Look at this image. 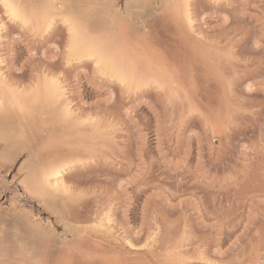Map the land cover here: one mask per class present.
<instances>
[{"label":"rangeland","instance_id":"1","mask_svg":"<svg viewBox=\"0 0 264 264\" xmlns=\"http://www.w3.org/2000/svg\"><path fill=\"white\" fill-rule=\"evenodd\" d=\"M97 5L81 31L101 63L71 58L66 14L41 34L0 3L4 81L59 84L31 103L35 158L0 145V264H264V0H114L101 21ZM63 157L39 202L27 166Z\"/></svg>","mask_w":264,"mask_h":264},{"label":"bare ground","instance_id":"2","mask_svg":"<svg viewBox=\"0 0 264 264\" xmlns=\"http://www.w3.org/2000/svg\"><path fill=\"white\" fill-rule=\"evenodd\" d=\"M212 1H217V0H212ZM113 2H114V0L113 1L112 0H0V3L4 7L5 12L8 14V17L11 21H13V22L16 21V22H18L22 25H25V26L27 24V26H28L30 21L35 20L36 25L39 28L38 30H40L41 34L46 33L48 30H51L50 28L53 25L54 17H58L59 15H61L63 17L66 14L65 16L67 17L69 14H71V15H75V16L80 17L83 22H85V21L89 22L91 20V19H89L90 18L89 16H91V18H93V16L95 15V13L93 14V16L91 15V13H93L94 11H93V9H91V11H93V12L90 13V9H89L90 5L99 4V6L101 7L100 12L102 10L104 11V13H103V11L101 13H99L98 10L96 12V13H98L97 17H99L101 15L103 16V17L98 18V20L101 21L100 18L103 19L104 17H109V16H107V14H109L108 12L112 7ZM57 5H60V7H58L59 10L56 9ZM34 7H41V9L44 7L47 10L46 9L44 10V8H43V10L40 9V11L38 12V18H37V17H34L35 14L32 11V9H35ZM61 8H65V11H64V9H61ZM91 8H92V6H91ZM38 9H36V10H38ZM60 9L63 10L64 12L61 11ZM96 9L97 8L94 6V10H96ZM49 10H52V11H50L52 13H50ZM47 11H48V13H47ZM56 11H61V12L56 13ZM41 12H42V14H41ZM63 13H64V15H63ZM39 14H41V15H39ZM113 15H114V13H113ZM115 15H114V17H115ZM130 15H132V14H130ZM66 17H64V18L66 19ZM65 19H63L62 23L65 22ZM93 20H95V19H93ZM104 20H108V19L105 18ZM96 22H98V21L96 20ZM88 24L89 23H87V25ZM102 24H104V23H102ZM111 24H113V23H111ZM107 26H109V24ZM104 27H105V25H104ZM84 28L85 27H83V29ZM86 29H87V27H86ZM0 30H1V26H0ZM84 32H85V30H84ZM84 32L82 33V31H81L78 35H76V34L72 35V38H71L72 48L70 49L71 54H69V55L72 56L71 57L72 59H75V58L78 59L79 58L78 60H81L80 58L84 57V56L90 57V56L96 55V59L98 58L97 63L98 62L99 63L104 62L106 60L105 59L106 56H108L107 53L103 52L105 50H103L102 46H104V48H105V44L103 45V43L102 44L100 43L101 46L100 45H98V46H100V48L101 47L102 48L96 50L97 46L94 47V45H92V39L91 38H89V40L91 39L90 40L91 42L88 41V39L84 36ZM86 36H87V34H86ZM109 42L106 43V46L113 45L112 40L110 43ZM107 44H110V45H107ZM92 46L95 48L96 52H92V51H95L92 49L93 48ZM90 48L92 50H90ZM107 59H108V57H107ZM105 63L106 64H103L104 66H102V67L106 69L105 70L106 72L109 71L108 72L109 74H110V72L111 73L113 72V74L115 73L114 75L112 74V76H115L116 78L118 77V74L121 75V73H119L118 71L116 72V67H117L116 65H115L116 66L115 67V66H111L112 63H110L111 65L109 63L107 64V62H105ZM117 65H118V63H117ZM118 66H120V64ZM117 70H119V69H117ZM121 70H123V69H121ZM116 74H117V76H116ZM126 77L123 78V76H122L120 78L121 81L123 78L124 79L123 81L126 80V83L131 84V82L130 83L128 82V80H130L131 78L129 79L128 77L127 78ZM4 80H5V78H3L2 73L0 72V145L4 146V148H5V152H4L5 154L3 153V155H2L3 159H5L6 161L11 160V162L9 161L11 164L13 159H15L21 152H27L28 155L31 157V159L35 158V154L32 152V149L30 150V148H29L30 146H28L26 144L27 140L30 139V137H29V139H27V137H28L27 132H29V131L31 132L34 127H38L39 125H42V124H39L38 126H36L37 123H35V120H34L35 118L32 116V113L30 112V110L32 109L31 103H34V102L36 103L37 100L39 99L41 93H43V95L45 96V98L47 100H50L52 97L55 100L54 96H56L55 94L58 91V88H59L58 85L59 84H55L54 79L49 80V81L43 79L44 82H43L42 87H43L44 92H41L42 88H40V87L39 88L41 91H38V88H37L36 92L35 91L33 92V90L35 88L34 89L32 88L33 89L32 90L33 93H31L32 98L30 96H28L30 98H27L26 94H29V91H26V92H25V90L19 91L16 87H12L11 86L12 84L11 85L7 84L9 81H7V83H6V81H4ZM59 95L61 97V94H59ZM46 99H44V100L46 101ZM38 105H39V103H38ZM44 106H46V104ZM49 106H51V104ZM41 107H42V105H41ZM44 109L46 111V108H44ZM48 109H49V107H48ZM66 110H67V108H65V111H63L64 114L61 113L63 116L66 115V112L68 111V110L67 111ZM40 111H41V109H40ZM38 115H40V114H38ZM50 116H51V114H50ZM49 120H50V118H49ZM34 131L31 132V134L35 133ZM65 158L66 157H63L61 159L62 161L58 162L57 164H53L49 167H46V168H45V166L40 165L42 167H40L38 170H37L38 165L35 166L36 164L31 163L30 165L27 166V169L29 171L28 174H30V175H28L30 178L28 177V179H27V180L30 179V181L27 182V183H29L28 184L29 186L27 185L28 186L27 189L29 188L28 191L30 192V194L35 196L39 202H44V200H46L47 195H50L52 192H54V191L56 192V190H58V188H59L58 186H60L57 184L58 183V176L62 172H65L66 169L69 168V166L71 164V162L70 161L68 162V159L66 158L67 159L66 160ZM33 162L35 163L36 161L34 160ZM5 163L6 162L1 163V166L4 167ZM29 163H27V164H29ZM64 165H68V167H64ZM23 168H24V166H23ZM54 169H59L58 174H57V172L53 171ZM64 188L65 187H63V192L65 193ZM106 218H108V217H106ZM104 220L100 219L97 224L101 228H103L104 230H107V228L103 225L104 223L102 224V222ZM106 220H107L106 223L108 224L109 219H106ZM98 225H97V227H99ZM1 260H0V262H1Z\"/></svg>","mask_w":264,"mask_h":264},{"label":"snow or ice","instance_id":"3","mask_svg":"<svg viewBox=\"0 0 264 264\" xmlns=\"http://www.w3.org/2000/svg\"><path fill=\"white\" fill-rule=\"evenodd\" d=\"M123 6H127V5H123ZM83 23L84 22L82 21V19L80 17L75 16V15H71V14H69L66 17V19H65V24L67 26V29H68L70 35H73V34L78 35L81 32L82 28H83ZM69 63H70V60H69ZM53 67H57V66L53 65ZM58 70L59 71H64V68L63 67H58ZM74 70L75 69H72V70L66 72V76L68 77V82H69V86L70 87L72 86V83H71V72L74 71ZM71 116H72L71 111H68L66 113V118H71ZM64 167H68V165H64ZM53 171L57 172V174H58L59 169H54ZM64 191H65L66 194H71V193H69V189H68L67 186L65 187Z\"/></svg>","mask_w":264,"mask_h":264}]
</instances>
